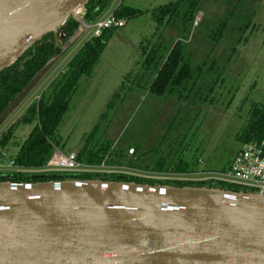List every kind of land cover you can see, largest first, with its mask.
<instances>
[{
  "label": "water",
  "instance_id": "1",
  "mask_svg": "<svg viewBox=\"0 0 264 264\" xmlns=\"http://www.w3.org/2000/svg\"><path fill=\"white\" fill-rule=\"evenodd\" d=\"M86 1L0 0V69ZM57 61L9 103L0 126ZM0 264H264V199L114 183L0 184Z\"/></svg>",
  "mask_w": 264,
  "mask_h": 264
},
{
  "label": "trees",
  "instance_id": "2",
  "mask_svg": "<svg viewBox=\"0 0 264 264\" xmlns=\"http://www.w3.org/2000/svg\"><path fill=\"white\" fill-rule=\"evenodd\" d=\"M110 1L87 0L81 6L83 10L82 19L88 24L95 23L103 16ZM205 2L208 0H174L152 10L150 15L156 26V33L159 34L162 30L170 28L175 30L180 38L174 40L165 52L161 51L163 45L160 42L153 44L148 52L140 45V49H143L141 54L144 60L141 64L140 74L136 77L140 81L137 88H140L143 93H148L151 106L162 105L165 107L172 104L178 106L179 109L176 112L164 113V115H168L165 120L167 124L164 126L156 127L148 124L143 127L145 138L142 140V137H139L135 142L118 140L116 143H112L102 141V128L100 124H96L76 153L79 161L90 164L105 161L109 165L128 166L151 176L191 174L199 170V161H202L203 149L198 145L193 147L191 144L193 141L189 138L191 129L187 126L182 127V124H176V122L178 117L185 115L186 123H190L191 120L187 119V116L194 112L195 103L198 100L206 99L208 96L199 94L202 88L198 84L200 82L203 86L206 84L204 78L211 69L204 70L202 64H195L192 61L195 58L194 54L190 52L191 40L195 32L193 29L195 17L202 12L201 9ZM238 2L239 0L235 4L239 5ZM141 14L140 10L123 4H119L114 9L115 18L125 22L133 20ZM231 14H227V17L230 15L227 18V23L226 21L219 23L218 31L214 32L215 35L212 37L213 48L215 44L222 41L224 36L226 37L224 32ZM78 28L79 24L71 16H68L62 26L33 41L16 57L12 64L0 69V114L45 66L56 58L59 61L76 46L80 41ZM236 29L234 28L233 31L235 32ZM113 31V28L103 30L100 37H94L83 42L61 72L40 94L39 98L21 115L19 123L30 124L34 122L35 125L19 146L17 154L12 157L15 166L25 169H40L46 165L53 153L52 144L59 147L58 127L69 109L79 83L82 78L92 76L103 50L113 35ZM62 33L65 34V37L61 39ZM45 77L46 75L27 97ZM130 90L132 91V88ZM117 95L113 96L108 107L116 106L118 104H115L116 99L121 101L132 100L126 98L127 96ZM100 120L102 121V116ZM155 120L158 123L157 117ZM139 127L140 125H138ZM138 128L133 121L128 122L123 134L128 136L132 132L136 134ZM12 134L13 128L10 127L0 140V150L6 147L12 138ZM262 139H264V104L252 103L248 110L245 125L237 134L236 140L242 145ZM129 149H133V154L130 156L128 155ZM1 153L2 151H0V161ZM231 161H227L221 169H214L207 162H202L205 164L204 170L220 172L227 170ZM86 182L240 194V190L236 188L215 182L169 181L129 176H87L66 173L29 175L0 172V184L34 185Z\"/></svg>",
  "mask_w": 264,
  "mask_h": 264
},
{
  "label": "rangeland",
  "instance_id": "3",
  "mask_svg": "<svg viewBox=\"0 0 264 264\" xmlns=\"http://www.w3.org/2000/svg\"><path fill=\"white\" fill-rule=\"evenodd\" d=\"M172 1L174 0L110 1L100 19H105L119 4L136 8L142 14L133 20L123 21V28L114 29L92 76L81 79L58 127L59 149L62 152L77 153L96 124H100L102 128V141L135 142L139 137L143 140V127L148 124L164 126L168 117L164 113L179 109L172 104L165 107L151 106L150 96L137 88L140 81L136 78L144 60L141 54L143 49L148 52L153 44L160 42L163 45L161 51L165 52L174 40L180 38L170 28L156 33V26L150 15L152 10ZM236 1L208 0L204 3L202 12L195 17L190 52L194 54L192 61L195 64H202L204 70L211 69L204 78L206 84L203 86L200 81L198 84L202 88L199 94L208 96L195 103L194 112L187 116L190 123H186L185 115L178 117L176 122L191 129L189 138L193 141L192 146L198 145L203 149L201 160L214 169H221L241 149L243 144L238 143L236 136L245 125L250 105L264 104V0H239V5L235 4ZM229 13L232 14L224 32L226 37L213 48L214 32L218 31L219 23H227ZM234 28H237L235 32ZM88 39L89 35L80 34V41L76 46L52 66L44 80L2 124L0 140L10 127L13 128L11 140L0 150L6 159L17 154L19 146L35 125L34 122L19 123L21 115L39 98ZM140 45L143 49H140ZM115 94L132 100L116 99L115 104H118L108 107ZM131 121L137 128L138 125L140 127L136 134L132 132L128 136L123 133Z\"/></svg>",
  "mask_w": 264,
  "mask_h": 264
},
{
  "label": "built area",
  "instance_id": "4",
  "mask_svg": "<svg viewBox=\"0 0 264 264\" xmlns=\"http://www.w3.org/2000/svg\"><path fill=\"white\" fill-rule=\"evenodd\" d=\"M81 7L74 9L70 16L79 24V34L89 35V39L100 37L103 30L120 29L124 27L123 20L116 19L114 11L105 19L88 24L82 19ZM88 39V40H89ZM53 153L40 169H25L14 165L13 158H5L1 153L0 172L6 171L14 174H50L66 173L87 176H129L136 178L162 179L169 181H197L215 182L240 190V194L264 199V139L244 143L241 149L233 156L225 171H206L204 163L199 161V170L191 174H166L161 177L146 175L128 166L109 165L105 161L98 164L84 163L78 160L74 152L64 153L59 147L53 145ZM133 149L128 150V155Z\"/></svg>",
  "mask_w": 264,
  "mask_h": 264
}]
</instances>
